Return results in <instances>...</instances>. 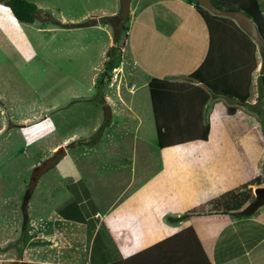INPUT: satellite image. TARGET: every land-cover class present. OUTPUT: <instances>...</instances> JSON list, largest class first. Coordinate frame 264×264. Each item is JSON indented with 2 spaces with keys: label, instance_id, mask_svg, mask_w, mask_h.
Returning <instances> with one entry per match:
<instances>
[{
  "label": "crops",
  "instance_id": "0c3cea01",
  "mask_svg": "<svg viewBox=\"0 0 264 264\" xmlns=\"http://www.w3.org/2000/svg\"><path fill=\"white\" fill-rule=\"evenodd\" d=\"M255 1L264 20V0ZM129 26L125 50L132 69L145 78L142 86L148 88L152 79L184 85L168 87L159 100L162 118L174 111L176 121L167 126L184 135H201L208 127V138L165 149L157 144L160 161L155 152L140 153L144 145H132L131 165L139 159L142 173L119 175V193L101 216L94 215L98 222L90 241L83 225L53 213L52 229L29 221L28 242L16 261L89 264L90 245L103 224L117 248L111 254L125 264H205L197 241L210 264H264V203L224 213L218 200L256 177L262 182L251 190L264 189V143L258 137L264 106L257 101L264 41L260 50L232 19L203 16L194 4L179 0H146ZM123 105L120 114L137 118L130 104ZM62 160L55 167L63 178L85 184L76 164L69 158L62 167ZM188 227L197 241L190 233L178 236ZM109 249L101 247L100 260L109 257Z\"/></svg>",
  "mask_w": 264,
  "mask_h": 264
},
{
  "label": "rangeland",
  "instance_id": "374dc122",
  "mask_svg": "<svg viewBox=\"0 0 264 264\" xmlns=\"http://www.w3.org/2000/svg\"><path fill=\"white\" fill-rule=\"evenodd\" d=\"M26 1L39 9L32 24L14 20L7 0H0V264L19 260L17 248L29 221L52 229L50 216L71 215L73 203L86 220L78 224L85 227L87 243L98 222L94 215L101 216L119 193V175L142 173L139 159L131 165L132 145H144L140 153L155 152L160 161L145 78L132 69L126 36L119 31L130 27L146 0H132L127 18L119 15V0ZM110 63L114 68L107 70ZM107 77L116 78L113 85ZM123 104H130L137 118L120 114ZM262 120L258 137L264 143L263 115ZM60 147L66 151L62 167L70 158L85 184H73L52 168L23 207L34 169Z\"/></svg>",
  "mask_w": 264,
  "mask_h": 264
},
{
  "label": "trees",
  "instance_id": "16d2710c",
  "mask_svg": "<svg viewBox=\"0 0 264 264\" xmlns=\"http://www.w3.org/2000/svg\"><path fill=\"white\" fill-rule=\"evenodd\" d=\"M189 4H194L197 7V11L202 14L203 16L209 14L204 8H202L198 3L193 1H186ZM212 4L225 11H243L250 19H252L253 23L256 25L258 34L262 41H264V20L261 16V13L257 7L255 0H211ZM7 7L9 8L11 15L13 16L14 20L24 23V24H32L34 22L35 16L38 13L39 9L36 7L34 3L28 2L26 0H7ZM120 32L124 33L127 36L129 31L128 27H121ZM119 32H115L113 34V41L116 43L118 40ZM126 38V37H125ZM107 70L114 68V64L110 63L106 66ZM107 71H105L106 73ZM103 74V76L105 75ZM192 80H196V76L190 77ZM198 82V81H195ZM259 82V96L258 99H264V61L261 66V76L258 79ZM100 84L102 85V79L100 80ZM177 86H184L183 84H171L167 81L152 79L148 83V91L151 99L152 109H153V116L156 128V138L157 144L160 149H165L169 147H173L176 145L183 144L184 142L190 140H201L206 141L209 134L208 127L205 128V132L201 135H184V134H176L174 131H178L177 129H172L167 126L170 122L173 123L176 121L174 117V111L170 117L167 119L162 118L161 113L159 111V100L162 97V93L165 89H170L168 87H177ZM177 124V123H175ZM173 130V131H172ZM188 136V137H186ZM186 137V138H185ZM193 138V139H192ZM262 182L261 177H256L247 183L241 185L237 189L230 190L228 192L223 193L220 195V205L222 207V211L224 213H237L245 204L249 203V205L253 207H257L264 203V189L260 190L257 196H253L251 189L249 186L252 185H260ZM73 207L71 211V215H66L65 213H60V216L64 219L75 221V222H85L83 217L79 215V208L77 203H73L68 207ZM253 207L251 209H253ZM78 212L75 215V212ZM28 222V221H27ZM94 230V229H93ZM186 233H190L193 238L196 240V236L194 231L188 227L181 231L178 236L185 235ZM25 228H23V235L20 239L19 247L17 248L18 257L22 256L23 249L25 248L28 239ZM92 236V232L88 234V242L90 241ZM106 240H104L105 238ZM197 249L200 253L199 259L203 257L205 264H210L207 258L204 256L203 250L198 245L197 241ZM101 247L110 248L109 254L107 258L100 260L99 255L101 251ZM110 251L117 252V248L110 238L107 229L103 224H100L95 236L92 240L90 245V255H89V264H125L126 262L123 261L120 257L115 258ZM203 255V256H202ZM2 264H28L18 261H10V262H3Z\"/></svg>",
  "mask_w": 264,
  "mask_h": 264
},
{
  "label": "water",
  "instance_id": "95a60500",
  "mask_svg": "<svg viewBox=\"0 0 264 264\" xmlns=\"http://www.w3.org/2000/svg\"><path fill=\"white\" fill-rule=\"evenodd\" d=\"M132 0H119L120 3V16L125 18L128 17L130 12V4ZM179 1H193L198 3L202 8L208 11L212 15L222 16L226 18H230L235 21L238 26L251 38L254 42L258 45L259 49L262 50L263 42L260 38L256 25L253 21L242 11H225L215 7L211 0H179ZM62 149L61 147L58 148L53 155L48 158L42 166H38L34 169L32 173V177L29 181V185L27 188V193L25 197V202L23 203V207L27 204L29 197L31 196L32 190L34 189L35 185L37 184L39 178L45 174L50 169L54 168L66 155V151L59 150ZM259 189L255 190V196L258 195ZM27 223V222H26Z\"/></svg>",
  "mask_w": 264,
  "mask_h": 264
},
{
  "label": "built area",
  "instance_id": "2783aa9c",
  "mask_svg": "<svg viewBox=\"0 0 264 264\" xmlns=\"http://www.w3.org/2000/svg\"><path fill=\"white\" fill-rule=\"evenodd\" d=\"M106 81L113 85V83L116 81V78H112L111 81H109V78L107 77Z\"/></svg>",
  "mask_w": 264,
  "mask_h": 264
}]
</instances>
